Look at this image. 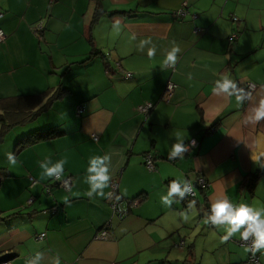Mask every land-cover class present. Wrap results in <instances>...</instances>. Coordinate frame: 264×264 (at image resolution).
<instances>
[{
  "label": "crops",
  "instance_id": "0c3cea01",
  "mask_svg": "<svg viewBox=\"0 0 264 264\" xmlns=\"http://www.w3.org/2000/svg\"><path fill=\"white\" fill-rule=\"evenodd\" d=\"M96 8L92 0H0V101L67 90L38 121L9 133L4 155L5 143L0 148V212L7 218L0 222V259L247 264L239 233L224 241L227 225L204 220L218 198L264 208V175L255 187L247 183L264 173V119H250L264 99V0H102L101 12ZM180 10L185 16H175ZM40 22L44 30L37 34ZM234 33L238 39L231 43ZM173 46L181 49L177 63L162 68ZM118 65L133 78L125 79ZM223 78L251 82L257 90L239 103L236 95L213 94ZM169 83L176 88L166 102ZM147 105L146 112L140 109ZM53 128L61 135L15 155L22 137ZM177 133L189 151L170 160ZM9 153L16 156L14 166ZM148 155L154 169L146 165ZM93 160L102 161L97 167L111 177L103 191L118 185L128 210L122 218L110 195L98 197L99 189L86 195ZM41 161H66L62 176L72 179L71 189L42 179ZM199 177L209 190H197L191 210L192 201H177L174 194L170 205L162 199L171 181L184 187ZM105 230L108 239H98Z\"/></svg>",
  "mask_w": 264,
  "mask_h": 264
},
{
  "label": "clouds",
  "instance_id": "9594fccd",
  "mask_svg": "<svg viewBox=\"0 0 264 264\" xmlns=\"http://www.w3.org/2000/svg\"><path fill=\"white\" fill-rule=\"evenodd\" d=\"M118 24L119 22H117V26ZM147 41L150 40L141 41V44ZM180 51L181 49L178 46H173L164 57L161 67H175L178 59L177 54ZM147 56L150 59L155 56V47L148 48ZM242 91L243 90H238L237 85L228 78L217 80L212 89V92L215 95H220V93H227L228 96L236 95L238 103L244 99L243 96L238 95V92ZM253 111L254 116L250 117L251 120L259 122L260 120L264 119V99H261L259 106L254 108ZM187 151H189V146L183 143V141L180 139L179 133H177V142L172 145L168 158L170 160L177 157L183 159ZM252 159L255 162H258L255 160V158ZM8 162L10 165H16L17 161L14 154H8ZM65 162L66 161H62L56 163L53 166H49L44 161H41L39 163L40 169L42 170L41 178H55L57 180L61 179L64 171L63 164ZM98 163H102V161H92V167L89 169V171L95 172V175L89 177L85 181L86 183L90 184L89 191L86 193V195L91 197L92 193L99 189L101 191L98 193V197H109L111 193L106 194L103 189L109 187V181L111 177L105 174L107 171L106 168L97 167ZM261 167H264V163H261ZM189 190L193 191L192 186L188 181L185 180L184 187L181 188L180 182L173 180L170 182L168 197H163L162 199L170 205L172 200L169 199V197H172L173 194L177 193L183 197L185 192H188ZM65 203H68V201L65 200ZM194 205L195 200L189 204V210H191ZM181 215L183 216L184 221L187 222L188 214L182 213ZM204 223L217 228H219L221 225H227L224 229L226 232V235L223 237L224 241L229 240L237 233H239L240 239L245 242L249 241L251 237L252 242L250 245L246 246L245 250L252 252L253 255H255L256 252L264 249V208H256L247 204L235 205L227 198H218L211 203L210 212L206 215ZM242 228L244 229L243 231H241ZM37 258H39V254H37ZM27 264H34V262L27 261ZM55 264H60L59 256L56 257Z\"/></svg>",
  "mask_w": 264,
  "mask_h": 264
},
{
  "label": "trees",
  "instance_id": "16d2710c",
  "mask_svg": "<svg viewBox=\"0 0 264 264\" xmlns=\"http://www.w3.org/2000/svg\"><path fill=\"white\" fill-rule=\"evenodd\" d=\"M96 3L97 14L101 12V1L102 0H92ZM67 90L64 88H59L55 93L49 92L38 96L31 97H18L11 100L0 101V146L5 140V137L16 127L25 126L27 124L38 121L41 114L51 106L52 101L55 99H60L65 96ZM46 101V103H44ZM61 132L57 128L50 129L44 132H34L29 135L22 137L16 145L15 155L18 156L22 151L32 148L33 146L44 142L46 140L54 139L60 136ZM264 173L257 172L252 175L247 183L249 187H255L257 182L261 179ZM196 183V182H195ZM194 183V184H195ZM193 184V183H190ZM182 187V186H181ZM196 187V186H195ZM197 188V187H196ZM1 189V184H0ZM199 188H197L198 190ZM207 190L199 189L198 191L206 192ZM139 198L135 199L138 200ZM195 202L198 200L197 197ZM189 200V201H193ZM183 200L182 202H189ZM7 218L3 217L0 212V222L5 221Z\"/></svg>",
  "mask_w": 264,
  "mask_h": 264
},
{
  "label": "built area",
  "instance_id": "2783aa9c",
  "mask_svg": "<svg viewBox=\"0 0 264 264\" xmlns=\"http://www.w3.org/2000/svg\"><path fill=\"white\" fill-rule=\"evenodd\" d=\"M185 14H186L185 10H180L176 13L175 16L183 17V16H185ZM3 17H4V14L0 11V19H2ZM233 21L238 22L239 20H238V18H233ZM43 30H44V25L42 22H40L39 24H37L35 26V33L40 34L43 32ZM237 39H238V35L236 33H234L230 37V42L233 43ZM4 40H5V34L0 29V45L4 42ZM118 71L123 75V77L125 79L129 80V79L133 78V74L125 72L120 65H118ZM175 88H176V86L173 83H169L167 85L164 96H163L164 101H166V102L170 101V99L172 98L173 93L175 91ZM237 89L243 90L242 92H238V94L242 95L244 97L245 101H249L252 98L255 91L257 90V86L255 84L249 82V83H245V84H238ZM151 107H152L151 105H147L146 107H142L140 109L142 111L146 112ZM83 113H84L83 110L81 108H79L78 115H82ZM146 165L150 169H154V166H155L154 160H153V157L151 155L147 156ZM55 181L60 188H63L67 191H69L72 187V179L70 177L62 176L61 179H59V180L55 179ZM190 185L192 186L193 191L189 190L188 192H185L183 197H181L178 193L174 194L175 199L177 201H183V200L189 201V200L195 199L197 197V188L202 189V190L209 189V183L206 181V179L204 177H199L195 184H190ZM119 197L120 196H119V191H118V185L113 184L111 195H110V198L112 199V202H113V205L111 207H112V210L114 211V213L118 214L122 218L124 215L128 214V210L121 207ZM43 237L44 236H42L41 238H43ZM97 238L100 240H107L108 239L107 231L105 230V231L101 232ZM251 242H252V238L250 237L249 241H247V242L240 240V245L243 247H246V246L250 245ZM181 246H184V242L181 243ZM0 264H13V263H12V260L7 259V260L1 262ZM247 264H261L260 251L256 252L255 255H253L252 252L249 251Z\"/></svg>",
  "mask_w": 264,
  "mask_h": 264
},
{
  "label": "rangeland",
  "instance_id": "374dc122",
  "mask_svg": "<svg viewBox=\"0 0 264 264\" xmlns=\"http://www.w3.org/2000/svg\"><path fill=\"white\" fill-rule=\"evenodd\" d=\"M11 139V136H9V134L5 137V140H4V142L2 143V145L0 146V148L4 145V143H5V145H4V147H3V155H4V151L7 149V143L9 142V140ZM2 155V156H3ZM16 157V156H15ZM1 162H2V157H1V159H0V166H1Z\"/></svg>",
  "mask_w": 264,
  "mask_h": 264
},
{
  "label": "water",
  "instance_id": "95a60500",
  "mask_svg": "<svg viewBox=\"0 0 264 264\" xmlns=\"http://www.w3.org/2000/svg\"><path fill=\"white\" fill-rule=\"evenodd\" d=\"M7 259H8L7 257L0 259V263L7 260Z\"/></svg>",
  "mask_w": 264,
  "mask_h": 264
}]
</instances>
